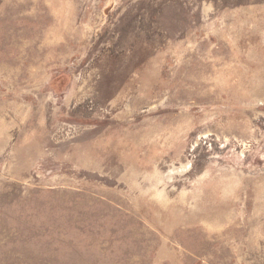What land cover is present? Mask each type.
Wrapping results in <instances>:
<instances>
[{
  "label": "rangeland",
  "instance_id": "obj_1",
  "mask_svg": "<svg viewBox=\"0 0 264 264\" xmlns=\"http://www.w3.org/2000/svg\"><path fill=\"white\" fill-rule=\"evenodd\" d=\"M0 264H264V0H0Z\"/></svg>",
  "mask_w": 264,
  "mask_h": 264
}]
</instances>
